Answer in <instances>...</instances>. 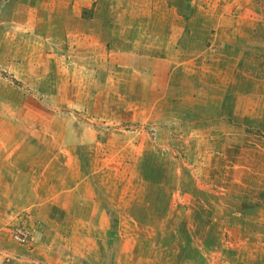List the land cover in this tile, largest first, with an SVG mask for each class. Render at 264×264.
I'll list each match as a JSON object with an SVG mask.
<instances>
[{
  "label": "rangeland",
  "instance_id": "obj_1",
  "mask_svg": "<svg viewBox=\"0 0 264 264\" xmlns=\"http://www.w3.org/2000/svg\"><path fill=\"white\" fill-rule=\"evenodd\" d=\"M139 47L144 61H120ZM170 61L193 62L167 77ZM259 92L264 0H0V124L15 166L55 152L82 112L99 140L84 168L113 155L99 195L111 222L92 246L36 242L38 224L2 208L0 264H34L19 257L47 244L70 264H264ZM18 180L27 187L26 176L0 185ZM15 225L32 240L13 242Z\"/></svg>",
  "mask_w": 264,
  "mask_h": 264
},
{
  "label": "crops",
  "instance_id": "obj_2",
  "mask_svg": "<svg viewBox=\"0 0 264 264\" xmlns=\"http://www.w3.org/2000/svg\"><path fill=\"white\" fill-rule=\"evenodd\" d=\"M217 28L211 32V40H215ZM205 45V51L215 47H213L215 44L212 41ZM162 48V45H159V49ZM118 56L120 61L123 59L122 56L127 57V61H144L143 47H139L136 50L126 49L123 54H118ZM161 59L163 58L161 57ZM111 60L109 59L108 61ZM155 60L157 61L158 59ZM160 62L163 63L164 61ZM170 62L171 71L167 74V77L169 75H177L175 73L177 66H185L193 61ZM239 62L238 59H235L233 65L236 66ZM203 63L206 65V61H203ZM194 74L197 77V73H192L190 76L192 77ZM209 74L207 75L208 77H210ZM222 75L223 73L221 72L220 76ZM216 76H218V73H216ZM210 79H214V76L212 75ZM258 94L260 95L257 96L254 93L252 95L253 98L264 96V93L259 92ZM254 105L255 103L252 104V109H254ZM79 115L87 121H84L83 124L78 121L74 125L62 128L64 130L61 132L55 146L48 139L49 137L47 141H44V138L36 139L42 147L45 144L44 142L54 146L56 148L55 152H50L49 155H43L41 152L34 157L26 154L21 157L24 164L20 169L15 166L19 158L16 157L15 151L12 152L5 147L7 142H5L3 133L6 127L2 123L0 124V180L7 177L9 179L13 177L20 179L26 176L28 181L27 187L22 186L23 183L20 180L13 182L15 186H3L1 184L0 209H8L10 212L15 211L14 218L16 216L20 220L27 218L30 222L37 223L40 230H35L37 233L36 242L38 240L52 244L53 241H59L86 248L94 243V236L91 235L94 227H101V225L106 224L108 226L111 222L109 221L111 220L109 210L101 206L99 195L101 193L100 172L105 173L107 164L110 163L113 155L107 158V162L102 163L100 166L91 167L89 170L84 168V166L91 165L90 162L96 159L94 154H91L93 157L86 154L94 150V146L99 145V140L97 138L98 130L94 127V120H91L84 112ZM43 131H46V127ZM4 150L6 151L5 153H3ZM13 161L14 164H12ZM36 162L44 163L42 167L38 168V171L37 167L35 168L36 165L33 164ZM7 167L9 169L12 167L11 173H9V169L6 170ZM108 174L107 180L109 179ZM31 193L34 194V200L30 198L29 194ZM3 210L0 213V221H2ZM102 220L103 223L100 224ZM36 247L28 249L24 255L25 257H19V259L25 258L27 260L30 258V260H34V264H70L68 257L65 255L61 256V258L53 257L54 247L50 244L45 246L48 250H45L47 254L44 257L39 255Z\"/></svg>",
  "mask_w": 264,
  "mask_h": 264
},
{
  "label": "built area",
  "instance_id": "obj_3",
  "mask_svg": "<svg viewBox=\"0 0 264 264\" xmlns=\"http://www.w3.org/2000/svg\"><path fill=\"white\" fill-rule=\"evenodd\" d=\"M10 239L18 244H26L31 240V234L27 228L15 225L8 229Z\"/></svg>",
  "mask_w": 264,
  "mask_h": 264
}]
</instances>
